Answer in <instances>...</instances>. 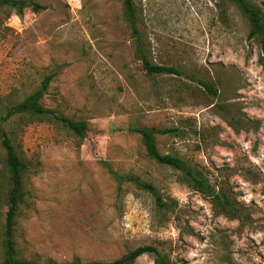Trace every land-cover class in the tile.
I'll use <instances>...</instances> for the list:
<instances>
[{
  "label": "rangeland",
  "instance_id": "rangeland-1",
  "mask_svg": "<svg viewBox=\"0 0 264 264\" xmlns=\"http://www.w3.org/2000/svg\"><path fill=\"white\" fill-rule=\"evenodd\" d=\"M0 7V113L54 74L41 105L95 133L83 141L51 119L4 127L30 164L15 225L17 256L36 264L110 262L154 246L171 264H264V69L250 24L228 0H133L149 60L177 75L148 76L135 56L123 0H20ZM264 11V0H249ZM199 80L216 83L211 96ZM134 128L161 154L183 159L224 189L229 218L148 157ZM0 141V264L8 182ZM102 162L153 184L119 187ZM135 264H154L144 255Z\"/></svg>",
  "mask_w": 264,
  "mask_h": 264
},
{
  "label": "trees",
  "instance_id": "trees-1",
  "mask_svg": "<svg viewBox=\"0 0 264 264\" xmlns=\"http://www.w3.org/2000/svg\"><path fill=\"white\" fill-rule=\"evenodd\" d=\"M240 13L248 20L250 24V32L248 39L257 41L261 50L259 62L264 69V11L251 3L249 0H228ZM124 14L132 32V40L135 47V56L142 62L143 70L148 76L154 75H177L181 76L182 72L175 67H167L154 64L149 60V52L147 43L144 41L142 34L138 28L137 11L133 0H123ZM8 6L12 9H17L19 16H23L25 9L32 8L35 12H41L47 9L34 2H26L20 0H0V7ZM54 74L46 76L42 87L26 97L23 101L7 106L0 113V141L1 146L6 152V157L3 163L8 182V198L7 212L4 229L3 240V261L2 264H36L32 261H27L18 258L15 242V225L19 207L25 199L24 177L30 169V164L27 160L20 156L16 149L12 138L4 127L8 122L15 118H36V119H51L69 130L74 136L83 141L86 137L94 134L95 131L88 122L75 121L55 110L47 109L41 105V100L45 96L50 82L54 78ZM199 84L213 97L218 95V86L216 83L199 80ZM133 132L140 135L142 143L145 147L147 155L157 163L175 169L181 173L183 182L186 183L196 192H199L206 198H210L221 214L229 218H237L240 210L237 202L222 188L217 191L207 178L203 177L193 170L187 162L175 155H163L158 150L155 136L157 133L164 134L165 131H157L155 129L134 128ZM109 175L116 181L119 187L124 184H132L140 190L147 191L156 200L161 209H165L166 205L159 197L156 187L151 183L142 182L136 177L129 174H120L113 167L102 162ZM150 255L153 257L154 264H171L166 255H163L154 246L138 247L121 258L110 262H95L85 264H135L136 261L144 256ZM73 264H82L79 259H75Z\"/></svg>",
  "mask_w": 264,
  "mask_h": 264
}]
</instances>
